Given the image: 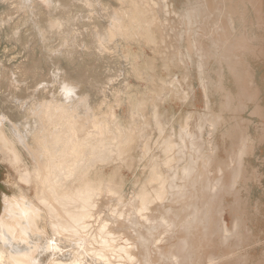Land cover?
Here are the masks:
<instances>
[{
	"label": "rangeland",
	"instance_id": "rangeland-1",
	"mask_svg": "<svg viewBox=\"0 0 264 264\" xmlns=\"http://www.w3.org/2000/svg\"><path fill=\"white\" fill-rule=\"evenodd\" d=\"M68 2L83 8L79 31L46 35L44 40L37 28L54 12H60L59 0H0V99L9 91L22 90L29 82L26 93L19 99L12 98L7 105L18 107L19 113H26L21 117L26 122L33 116L31 121L35 124L34 132H27L29 140L20 138L19 146L34 173L28 181H23L9 159H5L6 154L8 157L12 154L9 148L0 147V167L4 171L0 181L10 184L15 191L17 184L27 185V190L17 193H12L9 185H5L6 191L1 193L9 204L6 208L10 216L3 215V222L13 225L16 233L22 234L20 217L10 207L13 196L31 191V196L41 201L43 185L36 174L43 169L55 170L57 175H62L55 187L56 195L61 196L66 190L86 197L89 190L93 191L99 203L97 212L102 216L108 206L126 202V199L130 204H145L141 210L137 209L139 216L133 217V235L129 243H136L138 229L145 231L155 242L152 241L154 247L165 250L162 255L154 253L160 260L155 258L154 264H175L174 259L177 264H215L217 260L220 263L216 264H264V0H257V3L256 0ZM247 3L246 23L243 25L235 20L233 24L234 17L244 19L246 9L241 5ZM100 39L102 42H98ZM247 51L250 53L243 55ZM43 54L48 56L47 63ZM37 67L40 70H35ZM245 85L254 93L252 98L240 96V89L243 92ZM19 86L21 89L17 88ZM71 90L76 91V95L69 101L66 97ZM74 102L80 106H75ZM2 103L0 100V105ZM12 106L5 109L9 117L4 111L0 113V120L6 121L8 134L16 110ZM27 107L31 109L28 111ZM34 111L36 115H32ZM79 116L83 117L85 128L92 129L81 142L75 139L77 131H70L69 124ZM52 121L55 122L49 124ZM190 148L196 155H190ZM189 156L193 164L189 163ZM48 158L56 164L52 169ZM222 168L230 169H225L230 176ZM25 171L30 172V169L25 167ZM189 174L191 180L186 178ZM121 180H124L122 184ZM110 190L120 191L114 200ZM183 190L187 198L182 195ZM194 190L197 192L193 193ZM171 214L173 218H181L173 219ZM160 216L173 223H170L172 230L162 227L160 221L161 227L157 226L159 224L147 226L143 222V217L148 221L160 219ZM139 217L143 224L136 222L141 221ZM239 220L248 232L245 242L243 234L238 239V234L243 233ZM110 227L116 236L123 235L117 225ZM150 229L155 233L151 234ZM48 230L49 237H54ZM183 240L186 243L183 244ZM59 245L61 251L50 250L44 262L48 263L53 257L66 259L77 252L67 237ZM235 246L239 249L233 250ZM173 248L174 256L171 255ZM231 250L236 251L234 258L224 259L225 253ZM218 256H222L221 259Z\"/></svg>",
	"mask_w": 264,
	"mask_h": 264
},
{
	"label": "bare ground",
	"instance_id": "bare-ground-1",
	"mask_svg": "<svg viewBox=\"0 0 264 264\" xmlns=\"http://www.w3.org/2000/svg\"><path fill=\"white\" fill-rule=\"evenodd\" d=\"M60 1V12H52L53 13V17H49L48 19H45L46 21L42 23H40V25L38 26L39 28V33L40 35H42L41 39H47L46 35H53V34H67V33H72L73 32H78L79 31V18L82 15L83 12V8L81 9V7L79 6H73L71 4H69L68 0H59ZM52 2V1H51ZM53 4V3H52ZM48 7V6H47ZM50 7V6H49ZM53 7V6H52ZM26 8V7H25ZM8 9V8H7ZM59 10V9H58ZM2 11V10H0ZM6 11V9L4 10ZM20 11V10H19ZM18 11V12H19ZM22 12V11H21ZM28 12V11H27ZM1 13V12H0ZM80 13V14H79ZM11 14V13H10ZM25 14V12H24ZM27 14V13H26ZM33 14V12H32ZM51 14V12H50ZM76 14V16L78 15V17L76 18L74 15ZM31 16V14H29ZM28 15V16H29ZM45 15V14H44ZM56 15H59L58 17H56ZM27 16V15H26ZM33 16V15H32ZM32 16L30 18H32ZM8 17V16H7ZM10 17V16H9ZM48 17V16H47ZM2 18V17H1ZM23 18V17H22ZM4 20V19H3ZM21 21V20H20ZM40 21V20H39ZM42 21V20H41ZM37 23V22H35ZM19 24V23H16ZM39 24V23H38ZM35 25V24H34ZM17 28V27H16ZM87 30V29H86ZM7 31V30H6ZM34 31V30H33ZM36 32V31H35ZM34 32V33H35ZM38 33V34H39ZM87 33V32H86ZM13 34H11L12 36ZM34 35V34H33ZM81 35V34H80ZM79 35V36H80ZM86 35V34H85ZM101 36V35H100ZM7 37V36H6ZM29 37V36H28ZM93 37V36H92ZM10 38V37H9ZM36 38V37H35ZM98 38V37H97ZM102 38V37H101ZM94 39V38H93ZM99 40V39H98ZM16 41V40H15ZM38 41V40H37ZM98 42H102L101 39ZM38 43V42H37ZM45 43V41H44ZM65 43V42H64ZM75 44V43H74ZM245 44V43H244ZM36 45V44H35ZM99 45V44H98ZM41 46V45H40ZM72 46V45H71ZM85 46V45H84ZM16 47V46H15ZM31 47V46H30ZM28 47V51L29 48ZM39 47V46H38ZM79 47V46H78ZM94 47V46H93ZM6 48V47H5ZM10 47H7V49ZM18 48V47H17ZM16 48V49H17ZM45 48V46L43 47ZM4 49V48H3ZM37 49V48H36ZM5 50V49H4ZM19 50V49H18ZM24 51V50H23ZM34 51V50H33ZM48 51V50H47ZM8 52V51H7ZM5 53V52H4ZM9 53V52H8ZM16 53V52H15ZM20 53H22L20 51ZM26 53V52H25ZM30 53V52H29ZM41 53V52H40ZM27 54V53H26ZM36 54V53H35ZM48 54V53H47ZM90 54V53H89ZM100 54V53H99ZM34 55V54H33ZM91 55V54H90ZM27 56V55H26ZM29 56V55H28ZM35 56V55H34ZM33 56V57H34ZM42 57L44 56L45 58V62L46 59H48V56L46 54L41 55ZM105 56V55H104ZM6 57V56H5ZM37 57V56H36ZM40 57V56H39ZM38 58V57H37ZM36 58V63L38 62ZM87 58V57H86ZM3 59V58H2ZM5 59V58H4ZM13 59V58H12ZM40 59V58H38ZM83 59V58H82ZM33 60V59H32ZM44 60V59H43ZM41 61V59H40ZM77 62V61H76ZM40 63V62H39ZM38 63V64H39ZM43 63V62H42ZM47 63V62H46ZM83 63V62H82ZM36 66V64H35ZM32 67V66H31ZM30 67V68H31ZM43 68V67H42ZM40 68L37 67L35 70H37ZM9 70V69H8ZM33 70V69H32ZM1 71V70H0ZM21 72V71H20ZM1 75V74H0ZM20 75V74H19ZM22 75V74H21ZM29 76V75H28ZM58 77V76H57ZM57 80V79H56ZM55 80V81H56ZM14 81H16V78L14 79ZM57 83V82H56ZM59 83V81H58ZM57 83V84H58ZM1 84V83H0ZM27 85H29V82L25 83V88H23L22 90H16L14 92H8L7 94L3 95L1 97L0 100H2V105H0V113L1 111L5 112V109L7 108H11L12 105H7L8 103H11L12 98H17L19 99V97L21 95H24L26 93V87ZM59 85V84H58ZM17 88H20L17 87ZM21 89V88H20ZM7 91V90H5ZM30 91V90H29ZM28 91V92H29ZM75 92L74 90L68 91L67 93V99L69 101H72L75 98ZM2 94V92H0ZM60 94V91H59ZM60 96V95H59ZM59 100V99H58ZM76 100V99H75ZM79 101V100H78ZM65 102V101H64ZM16 103V102H15ZM20 103V102H19ZM35 103V102H34ZM47 103V101H46ZM51 103V102H50ZM53 103V102H52ZM55 103V101H54ZM60 103V102H59ZM33 104V103H32ZM57 104V102H56ZM63 104V103H62ZM67 104V102H66ZM65 104V105H66ZM75 106H80L78 105V103H75ZM34 105V104H33ZM45 105V104H44ZM50 105V104H49ZM48 105V106H49ZM52 105V104H51ZM50 105V106H51ZM64 105V107H65ZM69 105V104H68ZM83 105V104H82ZM9 106V107H8ZM16 106V105H14ZM18 106V105H17ZM47 106V107H48ZM53 106V105H52ZM51 106V107H52ZM74 106V107H75ZM23 107V106H22ZM38 107V106H37ZM46 107V106H45ZM50 107V109H52ZM55 107V106H54ZM63 107V106H60ZM73 107V108H74ZM15 110V113L13 116V118H11V132L10 134H8L5 130V122L4 119L0 120V147L1 146H5L7 148H9V150L12 152L11 156L8 157V155L6 154L5 159H9V161L12 163V165L14 166V168L16 169V173H19L20 178L23 181H28L29 179H31L32 175L34 174L31 168V165L28 164L23 157V154L19 148V146L21 145V140L20 138H25L27 140H29V134L27 132H29L30 134L33 133V128L35 127L34 125V121L32 119L33 116H31L30 122H26L25 120H22L24 118H21L22 116H24L25 114L23 112L19 113V108L18 107H13ZM29 108V109H28ZM36 108V105H35ZM44 108V107H42ZM41 108V109H42ZM56 108V107H55ZM25 109V108H24ZM28 111L31 109L30 107H27ZM26 109V110H27ZM34 109V106H33ZM46 109V108H45ZM63 109V108H62ZM60 109V111L62 110ZM67 109V108H66ZM65 109V110H66ZM90 109V107H89ZM25 110V111H26ZM63 110V116H64V111ZM77 110V109H75ZM36 111L38 112V110L36 109ZM47 111V109H46ZM44 111V114L45 112ZM51 111V110H50ZM49 111V112H50ZM53 111H55L53 109ZM52 111V113L54 114V112ZM58 112L59 114L61 112ZM69 111V110H68ZM91 111V110H90ZM27 112V111H26ZM35 112V111H34ZM37 112L33 113L32 115H36ZM40 112V111H39ZM160 112V111H159ZM17 113V114H16ZM30 113V112H29ZM69 113V112H68ZM67 113V114H68ZM161 113V112H160ZM42 114V112H41ZM51 114V113H50ZM52 114V115H53ZM56 114V113H55ZM59 114H57L56 116H58ZM159 114V113H158ZM3 115V114H2ZM5 115L7 117H9V115L5 112ZM48 115V114H47ZM62 115V113H61ZM55 116V117H56ZM165 116V115H164ZM170 116V115H169ZM19 117L21 118V120H19ZM36 117V116H35ZM47 117V116H46ZM50 117V115H49ZM55 117H52L53 119H55ZM65 117H67V115H65ZM64 117V119H65ZM68 119H70V116L68 115ZM48 118V117H47ZM58 118V117H57ZM56 118V119H57ZM62 118V117H61ZM18 119V121H17ZM26 119V118H25ZM50 119V118H49ZM65 119V120H68ZM77 119H80L81 121L79 122ZM165 119V117H164ZM170 119V118H169ZM28 120V119H27ZM61 120V119H60ZM167 120V119H166ZM165 120V121H166ZM173 120V119H172ZM55 121L50 122L49 124L53 123ZM58 122V120H57ZM61 122V121H60ZM66 122V121H63ZM69 122V121H68ZM67 122V123H68ZM168 122V121H167ZM10 124V123H8ZM34 124V125H33ZM71 125L70 131H77V136L75 139L79 140L80 142L83 141L81 139H83V137L85 136V134L87 133L88 130H92L90 129H86L83 124V117L79 116V117H75L72 121V123H69ZM63 125V124H62ZM9 126V125H8ZM69 126V125H68ZM167 127V126H166ZM171 127V126H170ZM173 127V126H172ZM38 128V127H37ZM69 129V128H68ZM143 129V128H142ZM172 129V128H171ZM170 129V130H171ZM180 129V128H179ZM182 130V129H180ZM163 131V130H162ZM166 131V129H165ZM37 132V130H35V133ZM164 132V131H163ZM169 132V131H168ZM187 132V131H185ZM34 133V134H35ZM146 133V132H145ZM180 133V132H179ZM163 134V133H162ZM170 134V133H169ZM182 134V132L180 133ZM36 135V134H35ZM168 135V134H167ZM142 136V135H141ZM165 137V135H163ZM162 136V137H163ZM172 136H175V134H173ZM37 137V136H36ZM163 137V138H164ZM184 137V136H183ZM182 137V138H183ZM33 138V137H32ZM161 138V137H160ZM166 138V137H165ZM179 138V136H178ZM36 139V138H35ZM39 139V138H38ZM168 139V138H167ZM175 139V138H174ZM181 139V138H180ZM34 140V138H33ZM140 140V139H139ZM184 141V138L182 139ZM31 141V140H30ZM36 141V140H35ZM162 141H165L162 140ZM161 141V142H162ZM179 142V140H178ZM185 142V141H184ZM186 143V142H185ZM29 146L30 143H28ZM179 144V143H178ZM159 145H161L159 143ZM183 145L185 146V144L183 143ZM187 145V143H186ZM179 146V145H178ZM183 147V146H181ZM188 147V146H187ZM189 148V147H188ZM187 148V149H188ZM32 149V148H31ZM182 149V148H181ZM186 149V148H185ZM192 152L191 153H195L194 150H192L193 148H190ZM108 150V149H107ZM184 150V149H182ZM196 151V150H195ZM148 153V152H147ZM189 153V152H188ZM46 154V152H45ZM106 154V153H105ZM123 154V153H122ZM121 154V156H122ZM235 154V152L233 153V155ZM184 155V154H183ZM189 155V154H188ZM196 155V153H195ZM200 155V154H199ZM48 156V154H47ZM193 156V155H192ZM236 156V155H235ZM234 156V157H235ZM51 158V156H49ZM185 157V156H184ZM190 157V156H189ZM196 157V156H195ZM12 158V159H11ZM50 158H48L50 160ZM179 158V157H177ZM194 158V157H193ZM192 158V159H193ZM198 158V157H197ZM201 158V157H200ZM203 158V156H202ZM204 159V158H203ZM51 160L53 161V159L51 158ZM50 160V162H51ZM55 160V159H54ZM105 160V159H104ZM196 160V159H195ZM205 160V159H204ZM231 160V159H230ZM141 161V160H140ZM194 160L191 161V157L189 160V163H194ZM202 161V160H200ZM233 161V160H232ZM55 162V161H54ZM198 162V161H197ZM21 163V165H20ZM52 163V162H51ZM199 163V162H198ZM201 163V162H200ZM207 163V161H206ZM206 163H203V167L207 165H205ZM51 166L56 165L54 163L49 164ZM191 165V164H190ZM196 165V164H195ZM202 165V164H201ZM230 165H233L230 163ZM229 165V166H230ZM25 167H27V169H30V172H26L25 171ZM58 167V166H57ZM231 167V166H230ZM56 168V167H55ZM59 168V167H58ZM205 168V167H204ZM206 169V168H205ZM224 169L223 171L225 172L226 168H222ZM57 170V169H56ZM196 169H194L195 172ZM200 170V169H199ZM228 170V168L226 169V171ZM42 171V170H40ZM62 171V170H61ZM202 172V169L200 170ZM199 171V172H200ZM207 171V169H206ZM230 171V169L228 170ZM57 171L55 170H47V169H43V171L39 174H36V177L39 179V181L42 183L43 185V189L41 190V201H36L30 194H21V195H16L13 196V200H12V204L10 205V207L12 209H14L16 211V213L19 215L20 217V223L23 227V233L22 234H17L16 233V229L13 225L7 224L5 222H3V220L1 219L3 215H5L6 217H9V211L6 208L9 204L8 202L5 200L4 196H2V191H6V186L4 185H0V264H40L42 262V253L47 252L48 249H60L58 243L62 240L65 239L66 237L69 238L70 240H72L73 245L76 247V251L77 252H72L70 254V256L68 258H61L59 259V257L56 258H50L48 260V263L46 264H154L153 261L156 257L159 258L158 255H162V250L164 249H160L158 246L155 247L152 244V238L150 236H148V234L143 231L142 229H138L139 232L137 231V233L139 234L138 237L136 236L135 241L136 243L134 245H131L129 242L132 240L131 236L133 235V232L131 230L133 224H134V220L133 217H136V214L138 215V210H141V208L145 207V204H142V202L140 203H136V204H130L128 202V199H126V202L121 201L120 204H114L113 206H108V210L107 212L102 213L104 214L103 216L101 214H99L98 211V206L99 203L96 200L97 196L96 194H93V191L89 190V194L86 197H83L81 193H71L69 191L63 190V194L61 196H58V194L56 195L54 193L55 191V187L56 185H58V182L60 181V177H62V175H57L56 173ZM190 172V169H189ZM193 173V167H192V171ZM198 172V173H199ZM208 172V171H207ZM220 172V170H219ZM222 172V170H221ZM220 172V174H221ZM59 173V172H58ZM191 173V175H192ZM203 173V172H202ZM223 173V172H222ZM229 173V172H228ZM227 173V174H228ZM195 174V173H194ZM201 174V173H200ZM226 174V172H225ZM223 173V175H225ZM226 174V175H227ZM230 174V173H229ZM228 174V175H229ZM188 175V174H187ZM190 175V174H189ZM191 175L190 177H186V178H190L189 180H191ZM196 175V174H195ZM207 175V174H206ZM209 175V174H208ZM222 175V176H223ZM205 176V173H204ZM230 176V175H229ZM197 177V176H196ZM206 177V176H205ZM226 178V176H224ZM120 178V177H119ZM193 178V176H192ZM209 178V177H207ZM206 178V179H207ZM223 178V177H222ZM224 178V179H225ZM229 178V177H228ZM198 179V177H197ZM219 179V178H218ZM120 180V179H118ZM127 180V179H126ZM186 180V179H185ZM188 180V179H187ZM186 180V181H187ZM188 180V181H189ZM202 180V179H201ZM221 180V179H220ZM121 180V184H122ZM193 181V180H192ZM199 182V179L197 180ZM196 181V182H197ZM222 180V184H223ZM120 182V181H119ZM190 182V181H189ZM188 182V183H189ZM202 182L205 183V181L202 180ZM208 181H206L207 183ZM229 182V180H228ZM49 183V184H48ZM187 183V182H186ZM191 183V182H190ZM226 183V181H225ZM194 187H196V183H193ZM188 185V184H187ZM207 185V184H205ZM204 185V188H206V186ZM121 186V185H120ZM189 186L190 189H192V185L190 184ZM188 186V187H189ZM209 186V185H208ZM207 186V187H208ZM186 188V187H185ZM215 188V187H214ZM92 189V188H90ZM123 189V188H122ZM189 189V188H188ZM94 190V189H93ZM185 190V189H184ZM183 190V194L185 195L184 197H186L185 191ZM187 190V188H186ZM193 190V189H192ZM211 188L209 189V193H210ZM96 191V190H94ZM191 191V190H189ZM188 191V192H189ZM206 191V190H205ZM212 191H216L215 189H212ZM211 191V192H212ZM101 192V191H100ZM109 193H111V197L112 200H114L115 196L117 197L120 191H116V190H110L108 191ZM193 192V191H192ZM191 192V193H192ZM197 192L196 190H194L193 193ZM95 193V192H94ZM206 194V193H205ZM208 194V193H207ZM211 194V193H210ZM189 195V194H188ZM192 195V194H191ZM194 195V194H193ZM100 196V195H99ZM98 196V197H99ZM196 196V195H195ZM199 196V195H198ZM107 197V196H106ZM182 197V196H181ZM180 197V198H181ZM188 197V196H187ZM186 197V198H187ZM192 197V196H191ZM132 198V197H131ZM130 198V200H131ZM140 198V197H139ZM178 198V197H177ZM136 199V198H135ZM138 199V198H137ZM175 199V197H174ZM183 199V198H182ZM181 199V200H182ZM190 199V197L188 198ZM194 199V198H193ZM191 199V200H193ZM199 199V198H198ZM197 199V200H198ZM203 199V198H201ZM184 200V199H183ZM187 200V199H186ZM196 200V199H195ZM172 201V199L170 200ZM185 201V200H184ZM133 202V201H132ZM180 202V199H179ZM182 202V201H181ZM180 202V203H181ZM191 202V201H190ZM112 203V202H111ZM176 203V202H173ZM191 204V203H190ZM193 204V203H192ZM198 204V203H196ZM210 204V202H209ZM172 206V205H171ZM187 206V205H185ZM184 206V207H185ZM193 206V205H191ZM46 207V208H45ZM167 207V206H166ZM169 207V206H168ZM167 207V208H168ZM175 207V206H174ZM182 206V208H184ZM171 208V207H169ZM178 208V207H177ZM188 209V207H187ZM193 209V208H190ZM168 209H166L167 211ZM170 210V209H169ZM172 210V208H171ZM174 210V208H173ZM177 210V209H176ZM181 211L184 209H180ZM186 210V207H185ZM191 211V210H190ZM104 212V211H103ZM144 212V211H143ZM155 212V211H154ZM170 212V211H169ZM175 212V210H174ZM176 212H180L179 210H177ZM194 212H196L194 210ZM93 213V214H92ZM98 213V214H97ZM147 213V212H145ZM182 213V212H181ZM187 213V212H186ZM91 214L94 217H91ZM174 214V213H173ZM179 214V213H178ZM189 214V213H188ZM149 215V214H148ZM176 215V214H175ZM174 215V216H175ZM184 215V213H183ZM186 215V214H185ZM191 215V214H190ZM196 215V214H194ZM220 215V213H219ZM139 216V215H138ZM147 216V215H146ZM151 216V215H150ZM172 216V214H171ZM170 216V217H171ZM179 216V215H178ZM145 217V214H144ZM143 217V222H146L147 226L150 225H157L160 226V223H158L159 221L162 223V227L164 226V228L168 229V230H172V224L168 223L166 221V217H163L165 219H162V217L160 216V219H149L148 221H146V218ZM148 217V216H147ZM168 217V216H167ZM94 218V220L92 221V219ZM141 219L140 220H136L139 221L138 224H143L142 222V218L139 217ZM173 218V216H172ZM174 218H178V217H174ZM173 218V219H174ZM181 218V216H180ZM178 218V220L180 219ZM186 218V217H184ZM168 219V218H167ZM188 219V218H187ZM192 219V218H190ZM198 219V218H197ZM174 221V220H173ZM189 221V219L187 220V222ZM195 221V217L194 220ZM135 222V223H136ZM181 222V221H180ZM186 222V221H185ZM190 222V221H189ZM188 222V223H189ZM178 223V222H177ZM184 222H182L181 224H183ZM114 224L117 225L121 231L123 232V235H121L120 237L116 236V232L114 233L112 231V229H110V225ZM137 224V225H138ZM145 224V223H144ZM175 224V223H174ZM187 224V223H186ZM193 224H189V226L194 225ZM197 224V223H196ZM136 225V224H135ZM175 226V225H173ZM184 226V225H183ZM136 227V226H134ZM138 227V226H137ZM140 227V226H139ZM161 227V226H160ZM185 227V226H184ZM188 227V226H187ZM142 228V227H141ZM151 228V227H149ZM159 228V227H157ZM175 228V227H174ZM50 229L52 235L54 236L52 238H55L56 241H49L48 237L44 235V233H47L46 231ZM184 228H182L183 230ZM185 230V229H184ZM49 231V230H48ZM116 231V230H115ZM148 233L150 234L149 230H147ZM151 231V229H150ZM181 231V229H180ZM118 232V231H117ZM163 232V231H162ZM160 235V238H162L161 236H163V234H166L167 231L165 230L166 233L163 232ZM174 232V231H173ZM121 233V232H120ZM135 233V232H134ZM153 233V230L151 231V234ZM155 233V232H154ZM153 233V234H154ZM240 233V231H239ZM170 234V233H169ZM182 234L179 233V235ZM240 233L238 234V239H239V235L242 238ZM136 235V234H135ZM168 235V234H167ZM164 235V236H167ZM171 235V234H170ZM201 235V234H199ZM213 236L215 234H212ZM208 236V235H207ZM227 236V235H226ZM237 236V235H236ZM170 237V236H168ZM182 237H184L182 235ZM223 237V236H222ZM228 237V236H227ZM226 237V239H227ZM154 238V237H153ZM159 238V237H158ZM159 238V239H160ZM167 238V237H166ZM225 238V237H224ZM156 239V238H155ZM158 239V240H159ZM164 239V238H163ZM180 239V238H179ZM178 239V241H179ZM230 239V236H229ZM244 239V237H243ZM157 240V239H156ZM162 240V239H161ZM167 241L168 238L166 239ZM206 240V239H205ZM225 242L227 240L223 239ZM160 241V240H159ZM182 241V240H180ZM179 241V242H180ZM183 240V244H184ZM211 241V240H210ZM209 241V242H210ZM223 241V242H224ZM229 241V240H228ZM243 241V240H241ZM154 242V241H153ZM158 242V241H157ZM178 242V244H179ZM244 242V241H243ZM63 243V242H62ZM155 243V242H154ZM159 243V242H158ZM157 243V244H158ZM163 243H165L163 241ZM175 243V242H174ZM186 243V241H185ZM238 243H240V240H238ZM61 244V243H60ZM177 244V245H178ZM226 244V243H225ZM241 244V243H240ZM171 245H173L171 243ZM176 245V244H174ZM173 245V246H174ZM229 245V244H227ZM164 246V245H161ZM215 246V245H214ZM234 246V244H233ZM65 247V246H64ZM165 247V246H164ZM163 247V248H164ZM181 247V246H180ZM185 247V246H182ZM208 247V246H206ZM228 247V246H227ZM177 248V247H176ZM179 248V247H178ZM233 250H237L236 246L233 247ZM236 248V249H235ZM168 249H170V246L168 245ZM168 249L166 251H168ZM183 249V248H180ZM231 249V248H230ZM239 249V248H238ZM72 250V249H71ZM176 250V249H175ZM218 249H216L217 251ZM227 250V248L225 249ZM61 251V250H60ZM74 251V250H73ZM165 251V250H164ZM170 251V250H169ZM178 252H180V250H176ZM232 251V250H231ZM228 251L227 253H225L226 255L224 256V259H232L234 258V253L236 251ZM52 252V251H51ZM66 252V251H65ZM157 253L158 255L154 256V253ZM239 252V251H238ZM49 253V252H48ZM57 253V252H56ZM70 253V252H69ZM170 253V252H169ZM168 253V255H169ZM171 255H175V251L174 248L171 250ZM55 254V252H54ZM61 254V253H60ZM184 254V253H181ZM211 255V253H208ZM207 254V255H208ZM179 255V253H178ZM206 255V256H207ZM224 255V254H223ZM234 255V256H233ZM236 255H239L236 254ZM61 256V255H60ZM176 256H177V252H176ZM180 258L181 255H179ZM178 256V258H179ZM184 256V255H182ZM63 257V256H61ZM185 257V256H184ZM187 257V256H186ZM209 258H211V256H207ZM206 257V258H207ZM214 259L215 257L212 256ZM222 257V256H220ZM218 256V258H220ZM156 258V259H157ZM172 260L174 257H171ZM176 258V257H175ZM188 258V257H187ZM186 258V259H187ZM216 258V259H218ZM48 259V258H46ZM162 259V258H161ZM177 259V258H176ZM184 259V258H183ZM185 259V260H186ZM208 259V258H207ZM221 259V258H220ZM175 260V259H174ZM173 260V263L177 264V262H175ZM179 259H177L178 261ZM184 260V262H186ZM209 260V259H208ZM213 260V259H211ZM210 260V261H211ZM157 261H160L157 259ZM164 262L166 261L165 259L163 260ZM162 261V263H163ZM171 261V260H170ZM224 260L222 259V262ZM218 262V260H217ZM217 262L214 261V263L216 264ZM179 263V262H178ZM188 263V262H187ZM213 263V262H212ZM220 263V262H218ZM156 264V263H155ZM165 264V263H164ZM167 264V263H166ZM168 264H172L170 262H168ZM182 264V263H181ZM184 264V263H183ZM186 264V263H185ZM211 264V262L209 263Z\"/></svg>",
	"mask_w": 264,
	"mask_h": 264
},
{
	"label": "water",
	"instance_id": "water-1",
	"mask_svg": "<svg viewBox=\"0 0 264 264\" xmlns=\"http://www.w3.org/2000/svg\"><path fill=\"white\" fill-rule=\"evenodd\" d=\"M256 3H257V0H256ZM255 3V4H256ZM241 7H243L244 9H246V15H245V17H244V19H242V20H240L238 17L236 18V17H234V22H233V24L235 23V20H239V22L240 23H243V25H244V22L246 23V21H247V18H246V16H247V14H248V3L247 4H242L241 5ZM254 7V6H253ZM255 8L257 9V4L255 5ZM244 20V21H243ZM249 34V33H248ZM254 40V39H253ZM252 40V41H253ZM228 47L230 48V46L228 45ZM254 49V48H253ZM253 49H252V51H250V52H253ZM249 51H247V52H245L243 55H245L246 53H250ZM223 59H224V57H223ZM227 60V59H226ZM227 62L229 63V60H227ZM230 66V65H229ZM231 69V68H230ZM231 71H232V69H231ZM233 72V71H232ZM235 74V73H234ZM242 89V88H241ZM240 89V96L241 97H249V98H252L253 96H254V93L253 92H251L249 89H248V87L245 85L244 86V90H243V92H242V90ZM226 102V101H225ZM225 102H224V107H225ZM226 109H230V108H226ZM1 172H4V171H2V169H1V167H0V174H1ZM24 184V183H23ZM0 185H6V186H8L9 188H10V190H11V192L13 193H17L19 190H25L26 188H27V185H26V187H24V186H22V185H20V184H17V186H18V190L17 191H15V188H13L10 184H7L6 182H3V181H0ZM15 187H16V185H15ZM27 190V189H26ZM29 194L31 195V191H29ZM239 222H240V226L242 227V228H240V229H242V231H243V235H244V242L246 241V239L248 238V232L243 228V223L239 220ZM47 232V231H46ZM44 235L45 236H47L48 237V240L49 241H56V239L55 238H52V237H49V235H48V232L47 233H44ZM59 244V243H58ZM60 247V246H59ZM54 251V250H57V249H48V251L47 252H44V253H42V262L40 263V264H46V262H44V260H43V258H44V256H47L48 255V252L49 251ZM58 250H61V249H58Z\"/></svg>",
	"mask_w": 264,
	"mask_h": 264
}]
</instances>
